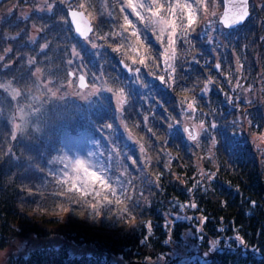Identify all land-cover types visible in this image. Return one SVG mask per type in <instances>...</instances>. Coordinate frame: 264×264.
<instances>
[{
    "label": "trees",
    "instance_id": "16d2710c",
    "mask_svg": "<svg viewBox=\"0 0 264 264\" xmlns=\"http://www.w3.org/2000/svg\"><path fill=\"white\" fill-rule=\"evenodd\" d=\"M133 2L145 5L143 20L126 6L129 0H56L52 12L32 11L34 0H0V253L19 240L59 234L60 244L21 251L10 264H117L133 259L264 264V139L259 147L253 138L264 132V0H252L251 16L231 30L218 22L222 0L199 4L189 32L193 48L179 38L187 25V8L169 11L177 5L173 0ZM37 3L44 6L43 0ZM150 4L160 6V21L165 16L176 24L174 59L169 56L171 28L166 24L161 33L162 26L154 23L157 17L148 12ZM70 7L91 17L94 37L75 35ZM31 22L47 25L45 32H27ZM211 31L217 34L214 42ZM16 33L21 34L12 39ZM33 35L36 39L28 38ZM46 41L48 47L41 50ZM121 59L140 70L138 81L120 68ZM164 63L175 67L172 85L158 79ZM82 68L91 84L99 86L87 98L69 91V69ZM106 86L124 90L120 111ZM36 88L43 96L32 101ZM193 98L197 111L181 114L180 102L186 108ZM202 113L208 116L197 147L184 128L198 124ZM212 122L218 125L214 130L207 128ZM90 134L105 143L111 176L122 178L107 183L113 190L108 198L124 201L127 212L112 202L92 219L88 204L93 196L73 190L71 185L84 186L65 178L60 168L65 139ZM192 202L196 208L182 207ZM57 204L72 211L61 219L52 214L59 211ZM80 211L85 214L77 215ZM73 246L91 250L78 254Z\"/></svg>",
    "mask_w": 264,
    "mask_h": 264
},
{
    "label": "snow or ice",
    "instance_id": "6c2138e0",
    "mask_svg": "<svg viewBox=\"0 0 264 264\" xmlns=\"http://www.w3.org/2000/svg\"><path fill=\"white\" fill-rule=\"evenodd\" d=\"M32 5V11L33 10H36V11H48V12H52L53 9L56 7V0H43V5L44 6H41V3H37V0H34V3L31 4ZM80 7H83V5H80ZM128 7H130L132 9V12L135 13L136 15H138L140 17L141 20L144 19V15L141 13L140 9L141 8H144L145 5L143 4H140V5H134L131 3V0H129V3H128ZM148 9L151 11L152 13V17H157V22L160 23L162 25L161 27V33H163L164 31V28H163V25L164 24H168L169 27L171 28V31L169 32L168 35L171 36L172 38V52L170 53V57H172L174 59V54H175V46H176V40H174V37L176 36V24L175 22H169V21H160L158 19V16H157V13H158V9H159V5H153V4H150V5H147ZM184 8H187L189 10V15L187 17V25H184L182 26V30H181V34H180V39L184 41V43L190 47H194V45L191 44V40H190V37H189V32L193 30V22H194V13H192L191 9H192V5L191 4H185L183 5ZM260 7H264V4L260 5ZM232 8L233 9H236L238 10L237 11V14L235 17H233L234 19H237L238 21L242 22L243 19H247V15L250 13V10H249V7L246 6V0H239V3L238 4H234L232 5ZM169 11H173L172 7L169 6ZM79 15V13L77 12H71V16H72V20H73V23H76V17ZM29 17H30V14H29ZM229 18L228 14L225 13V20H227ZM151 20V17L149 18ZM31 20V19H29ZM27 20V21H29ZM125 20L127 21V17H125ZM57 21L59 23L62 24V22H66L63 20V17H57ZM212 21H208L207 23L210 25ZM47 28V25L45 24H37V23H34V22H31L30 25L26 28V31L27 32H33L34 30V33H38V34H41L43 32H45ZM31 31H30V30ZM77 31L81 34V35H84V31L80 29L79 27V24H77ZM21 33H16L14 34L11 38L12 39H15L17 37L20 36ZM30 39H36V36L33 35V36H30L28 37ZM262 41H264V36H262L260 38ZM209 40L214 42L212 40V37L209 36ZM40 49L43 50V49H46L48 47V43L47 41L45 43H41L40 44ZM93 47H96L95 44H93ZM11 49H8V51H10ZM113 51H117L116 48H113ZM3 58H0V60H2ZM34 59V58H32ZM192 59L193 61H195V57L192 56ZM141 63H143V59H141L140 61ZM195 62H199V61H195ZM69 63H71L69 61ZM205 63H207V61H205ZM165 64V68L163 69L164 71V74L162 75H159L158 76V79L161 81V82H164L165 84H168V85H172L175 83V76L173 75V73H175V67H173L170 63H164ZM10 65H6L5 67H8ZM215 67L217 69L220 68V64L219 62L215 65ZM38 71V69H36ZM135 71L139 72L140 70L137 68ZM69 75H71V73H69ZM80 82H81V85L83 86V82H84V77L81 76L80 77ZM211 83V79L208 80V83H206L204 85V88L201 89L202 92L204 91H207L208 89V84ZM236 86H233V88H235ZM92 88H93V92H95L97 89H96V86L95 85H92ZM2 89V88H0ZM106 89L107 91L109 92H112L113 95H115L117 97V103H118V111H120V108H119V105L123 104L124 101L122 99V96H123V92L124 90L122 88H116L115 90L112 88V87H107L106 86ZM3 90V89H2ZM4 91V90H3ZM19 96L16 97V99L18 98ZM229 100H231L232 98L231 97H228ZM13 100V97H11L10 101ZM184 103L183 101L180 102V105H182V107H180V111H181V114H184L185 112L187 113H195L197 111L196 109V100L195 98H193L192 101L190 102H187V106L186 108L184 107ZM208 116V113H202V116L203 117L202 119H200V122L198 124H195L193 127L196 129V134L193 133L192 130H190L189 128L185 127L184 128V131L188 133V138L190 140H194L196 141V146L199 147V141L197 140V134L199 132H205V124H206V118ZM145 120H147V117H145ZM214 120V119H213ZM247 124L249 127H252V121L250 119H247ZM172 125L169 124V127H171ZM15 127V125H14ZM106 127H109L108 125H106ZM218 127L217 123L215 122H212L208 125L207 128H211V129H216ZM150 132L152 131L151 128L148 129ZM259 136V138L261 139H264V132H255L253 134V138H254V141H255V138ZM216 143V140L213 138L211 139V144H215ZM259 149V148H258ZM141 152H143V147H141ZM209 154H211V149L209 148L208 150ZM262 154H264V152H262ZM167 166V165H166ZM82 167V162H77V168L76 170L79 171L80 168ZM90 179H91V183L90 185H85L84 188L81 190L80 188H78L77 186H74V185H71V188L73 190H75L77 193H80L82 197H87L88 195H92L93 196V199L92 201L88 204V207L91 208V218L92 219H96L98 217L101 216L102 214V205H105V204H108V203H112L114 202L118 207L119 209L121 210V212H127L128 209L125 207V202L122 201L121 199L119 198H116L114 201H111L109 200L108 198V193L109 192H112L113 190L111 188H109V186L104 182V180L102 179V177L100 176H97L95 175L94 173H90ZM203 175H207V173H204L203 171H201V176ZM214 177V174L212 175H208V179L211 180L213 179ZM160 179V174H157L156 176V180L157 182L159 181ZM96 185H99V187H97ZM193 190H195V184H193L191 186V188L189 189L190 192H193ZM58 195H64L63 192H60L58 193ZM71 200V203L72 204H81V200L80 199H75V198H70ZM144 202L145 203H148V200H147V197L144 198ZM254 204V202H253ZM191 207V208H196L197 207V204L195 202H192L190 205H182V207ZM56 208L59 209L58 212H53L52 214L53 215H57L59 216L61 219L64 218V215L65 213H68L70 211H72V209H70L69 206L67 205H64V204H57L56 205ZM41 211H43V209H41ZM85 213L83 211H80L77 213V215H84ZM188 219H192L191 216L188 217ZM199 219L203 222H205L206 218L201 216L199 217ZM148 232H151V229H147ZM237 240H240V242L243 244L244 243V240L242 237L240 236H237L236 237ZM214 241L212 242V245L214 246Z\"/></svg>",
    "mask_w": 264,
    "mask_h": 264
},
{
    "label": "rangeland",
    "instance_id": "374dc122",
    "mask_svg": "<svg viewBox=\"0 0 264 264\" xmlns=\"http://www.w3.org/2000/svg\"><path fill=\"white\" fill-rule=\"evenodd\" d=\"M260 2V0H255ZM205 0H187V4L192 5L191 11L194 12V8H197L199 4L204 3ZM134 4V2L132 3ZM135 5V4H134ZM165 28V27H164ZM209 35L214 38L217 34L211 31ZM94 37V36H92ZM80 72L87 74V70L82 68ZM96 86V91L93 92L92 86H89L86 90H76L71 82L69 86V91L72 92L78 98H87L93 93H96L99 89ZM43 90L41 88H36L35 92L31 93L32 101L35 97L43 96ZM66 94V93H65ZM116 97V96H115ZM117 100V97H116ZM26 105V104H25ZM24 104H21V109L23 110ZM201 132H199L200 135ZM263 139L257 136L255 142L257 146H263ZM104 142L100 138L90 134L88 136H78V137H67L65 139V151L61 160L65 163L64 176L65 178L72 181L74 184L80 186L90 185V173H94L97 176L102 177L104 182L107 184L110 180L122 181V178L118 175L110 176L109 160L105 158ZM82 162V167L79 171L76 170L77 162ZM63 241L59 234L52 235L46 238L34 237L26 240H19L15 245L0 253V264H10L11 259L19 254L21 251L31 249L35 246L41 245H58ZM75 252L78 254L90 251L91 248L87 246H73Z\"/></svg>",
    "mask_w": 264,
    "mask_h": 264
},
{
    "label": "water",
    "instance_id": "95a60500",
    "mask_svg": "<svg viewBox=\"0 0 264 264\" xmlns=\"http://www.w3.org/2000/svg\"><path fill=\"white\" fill-rule=\"evenodd\" d=\"M238 3H239V0H223L224 7H223V12H222L221 16L219 17V21H220V23H222L224 25L225 28H228V29L235 28L239 25H242L247 20V19H243L242 22H240L237 19L233 18L236 16L238 10L233 9L232 5L238 4ZM246 6H248L249 10H250V0H246ZM71 12L79 13V15L76 17V23H73ZM68 13H69V18H70L71 24H72L76 34L82 39L87 38L92 33L93 26H92L91 20L88 18V16L85 14V12L82 10H78V9H69ZM225 13H227L229 16V18L227 20H225ZM250 14H251V11L247 15V18L250 16ZM77 24H79L80 29L84 31V35H81L77 31ZM121 65L126 71L130 72V70H131L130 67H128L124 62H121ZM217 70L220 71V68ZM71 75L74 76V73L71 72ZM81 76L84 77L83 86L81 85V82H80ZM78 77H79L78 85L81 88H86L88 86V82H87L86 77L82 74H80ZM186 127L189 128L190 130H192L194 134H196V130L193 127V125H187ZM121 264H157V263L152 262V261L143 262L140 260H130V261H126L125 263H121Z\"/></svg>",
    "mask_w": 264,
    "mask_h": 264
}]
</instances>
